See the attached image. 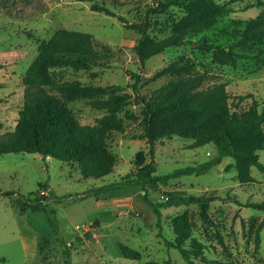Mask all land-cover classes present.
<instances>
[{
  "label": "rangeland",
  "instance_id": "obj_1",
  "mask_svg": "<svg viewBox=\"0 0 264 264\" xmlns=\"http://www.w3.org/2000/svg\"><path fill=\"white\" fill-rule=\"evenodd\" d=\"M226 10L221 15L190 3L170 6L161 13L149 10L151 0H0V133L16 124L23 104L22 76L38 52L39 43L57 28L91 34L97 51L89 69H54V79L75 80L105 87L68 102L82 124H93L106 112L90 104L94 98L111 93L126 94L116 116L124 131H111L106 151H88L81 163L90 165L82 173L77 160L63 162L38 153L0 154V264H186L179 250L165 241L180 242L191 249L192 239L201 243L206 258L191 254L195 264H264V211L246 201L264 202V173L248 163L238 165L232 157L199 174H184L157 187L144 190L133 185L93 196L87 189L124 179L135 170L138 150L149 160L143 132L141 103L134 102L128 84L130 73L141 76L139 94L148 96L174 75L155 72L173 61H189L202 78L200 87L223 83L231 95L264 100V65L255 60L227 61L213 49H199L194 41L201 35L232 43L228 34L234 25L264 17V4L257 0H214ZM264 1V0H263ZM104 4L115 12L109 15L92 9ZM122 15L126 21H120ZM214 23L193 33L194 25ZM147 24L143 47L172 33L181 32L184 44L166 48L140 63L137 44L141 34L128 23ZM231 100H228L230 102ZM248 97L242 102H250ZM194 138L171 134L154 141L156 174L195 165L212 158V142L193 146ZM264 164V149L257 151ZM6 191H12L7 194ZM34 192L33 194H31ZM168 192L206 198L203 207L195 203L159 208L152 203ZM54 209L56 229L42 210L20 209L18 198L35 201L41 197ZM145 195V197H144ZM61 236V237H60ZM69 256L65 259L64 246ZM141 252L140 259L125 258L119 244ZM69 261V262H67Z\"/></svg>",
  "mask_w": 264,
  "mask_h": 264
},
{
  "label": "trees",
  "instance_id": "obj_2",
  "mask_svg": "<svg viewBox=\"0 0 264 264\" xmlns=\"http://www.w3.org/2000/svg\"><path fill=\"white\" fill-rule=\"evenodd\" d=\"M190 3L206 7L213 14V18L227 10L214 0H151L149 10L161 13L170 6ZM263 4V0H257L248 7ZM92 9L116 15L104 4L95 3ZM118 19L126 21L122 15H118ZM213 23V19H210L207 23L194 25L191 30L198 33L208 29ZM127 26L141 34L136 45L141 64L148 57L185 42L183 33L177 31L161 40L151 41L144 49L143 39L147 37V24L128 23ZM228 34L233 41L227 46L206 35H201L194 42L197 48L213 49L227 61L255 60L264 65V17L257 16L245 20L240 25H234ZM96 55L91 34L84 31L57 28L49 39L39 43L37 54L22 76L23 104L18 110L16 124L13 129L0 133V154L38 153L63 162L78 159L82 173H87L90 165L81 163L82 156L88 151H106L108 134L111 131H124L123 120L115 113L121 105L128 103L127 96L111 93L107 98L91 99L90 104L93 107L105 108L106 112L97 117L93 124H82L68 107V102L82 95L99 92L105 87L75 80L58 81L53 76L56 68L89 69ZM192 67L189 61H173L163 66L155 72L156 75L169 74L175 77L160 85L148 96L139 94L141 76L135 72L130 73L132 81L128 86L134 94V102L141 103L144 116L143 132L138 136L147 139L149 160L145 162L144 152L138 150L134 158V171L124 179L93 186L87 189L88 193L98 196L110 190L133 185L147 194V187L155 188L158 184H164L180 175L202 173L220 163L225 156L232 157L238 165L248 163L264 173V164L257 154L258 150L264 149V100L258 109V102L251 93L231 95L227 93L223 83L200 87L201 75L194 72ZM248 97L251 101L243 105L242 102ZM171 134L194 138V147L212 142L216 152L211 159L204 162L156 174L154 141ZM11 192L6 191L7 194ZM46 199L44 196L35 201L18 198L16 203L20 209L44 211L50 226L60 235L56 229L54 209L49 207ZM146 200L159 215L160 207L190 203L203 207L206 198L168 192L165 198L153 203ZM245 204L264 211V202L246 201ZM191 242V249H187L181 246L180 242L165 241L166 245L179 250L186 264H195L191 254L206 257L200 251L201 243L194 238ZM62 243L65 259L68 260V246L63 241ZM119 250L125 258L141 257L139 250L126 244L120 243Z\"/></svg>",
  "mask_w": 264,
  "mask_h": 264
}]
</instances>
